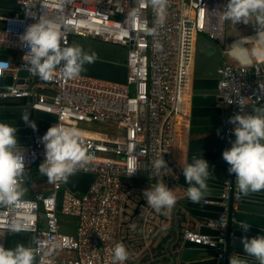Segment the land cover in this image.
<instances>
[{
    "label": "built area",
    "instance_id": "built-area-1",
    "mask_svg": "<svg viewBox=\"0 0 264 264\" xmlns=\"http://www.w3.org/2000/svg\"><path fill=\"white\" fill-rule=\"evenodd\" d=\"M17 1L21 11L0 12V51H6L0 52V77L11 76L10 84L0 85V98H25L27 109L54 113L56 119L49 121L48 128L56 124L78 128L80 142L94 160L76 171L91 173L94 178L83 193L72 191L64 181L49 182L47 192L51 194L35 191L14 205H0V233H12L18 224L21 231L31 234L36 264L41 259L50 264H113L117 243H123L129 253L123 264H133L140 252L150 248L157 233L160 224H154L152 218L162 220L160 212L147 202L141 206L140 249H128L122 236L127 221L124 181L144 176L148 181L138 188V194L146 199L144 190L160 183L167 186L176 179L179 164L173 148L178 120L187 115L195 41L203 34L224 44L227 0H168L163 22L150 0ZM41 20L50 21L62 33L64 47L72 37H79L125 48L126 83L84 75L66 79L61 67L49 81L34 75L20 36ZM7 51L15 55H7ZM217 71L221 105L229 117L245 115L264 97V58L249 63L223 60ZM141 106L145 119L140 115ZM228 120L220 135L221 153L231 146L228 138L233 126ZM95 123L99 125L92 126ZM48 128H30L27 145L19 149L24 153L25 176L31 166L44 160L40 138ZM161 154L168 168L157 173L153 162ZM60 227L73 228L74 234L60 231ZM215 229L217 235L211 236L184 228L182 238L209 246L224 243L225 213L219 215Z\"/></svg>",
    "mask_w": 264,
    "mask_h": 264
},
{
    "label": "water",
    "instance_id": "water-1",
    "mask_svg": "<svg viewBox=\"0 0 264 264\" xmlns=\"http://www.w3.org/2000/svg\"><path fill=\"white\" fill-rule=\"evenodd\" d=\"M21 10L22 5L17 0H0V12ZM75 38L79 37H72L68 46H75ZM196 41L189 90V112L185 116L187 127L186 139L183 142L184 159L183 163L179 164L176 179L167 185L176 196V204L171 210H163L159 214L160 218L167 222L166 227L171 226L172 234L164 237L156 249H152V254L150 252L140 264H228L229 259L236 255L245 260L246 264H258L253 257L244 252L240 238L264 235V190L249 192L247 196H242L235 175L228 172L229 165L222 158L223 141L220 137L225 128V122L218 119L227 114L226 109L218 104L221 102V97L218 91L217 70L222 59V47L203 34L197 35ZM82 49L93 55L94 59L86 65L87 71L80 75L126 83L127 67L124 54L122 58L116 59L101 56L96 51ZM0 52L6 53L4 50ZM19 74L23 75L25 71H20ZM10 83V75L0 77V85ZM260 107H264V97L254 102L245 115L254 114ZM27 113L30 114V119L35 122L39 130L47 129L49 121L56 119L54 113L27 109L25 98H0V122L17 128V141L20 148L27 145L31 128L21 119L22 115ZM140 115L145 119L143 106L140 107ZM234 139L235 136L230 134L229 142L231 143ZM193 157L203 158L209 164L207 193L199 203H192L188 199L189 185L183 175L184 168L192 162ZM39 165H33L28 170L37 171ZM93 178L94 175L91 173L76 171L64 183L72 191L83 193ZM235 193L239 194L238 199L234 198ZM61 195V190L56 193L57 208L60 207ZM134 203L133 213L138 214L141 213V206L146 204V199L141 197ZM221 213H225L226 216L224 243L209 246L183 240L184 228L197 229L200 233L216 236L217 230L213 226ZM240 222L248 223L249 231L242 232L239 227ZM59 223H63L60 218ZM70 224L74 226L73 221ZM60 231L74 234L73 228L66 230L60 227ZM32 243L33 236L28 232L0 233V244L6 249L15 248L17 245L31 247Z\"/></svg>",
    "mask_w": 264,
    "mask_h": 264
},
{
    "label": "clouds",
    "instance_id": "clouds-1",
    "mask_svg": "<svg viewBox=\"0 0 264 264\" xmlns=\"http://www.w3.org/2000/svg\"><path fill=\"white\" fill-rule=\"evenodd\" d=\"M152 8L157 12L161 22L166 14L168 0H150ZM255 16V23L264 30V0H227L223 19L233 24H248ZM149 33L152 29L148 30ZM259 37V33H257ZM20 40L28 49V62L31 72L42 80L53 79V73L61 67L66 79H72L87 71L86 65L94 59L80 46H62V33L51 25L50 21L41 20L32 23L20 36ZM250 40V39H249ZM239 49L238 55L247 59L248 52L240 43L234 44ZM252 56L264 58V44L254 48ZM21 119L37 130L30 114H23ZM228 123L235 139L231 146L222 152V158L229 165V174L235 175L242 196L249 192L264 190V107L257 108L254 114L239 113L229 118ZM81 131L75 127L53 125L40 138L44 147V160L39 165V171L50 183L67 182L78 168L86 167L94 160L88 147L80 142ZM17 128L5 122H0V205H14L20 201L24 192L21 187L25 175L24 153L19 151ZM157 173L167 169L168 165L162 154L153 162ZM134 173V172H133ZM132 173V174H133ZM186 183L189 185L187 196L192 203H199L206 195L209 176V164L203 158L193 157L183 170ZM147 204L157 212L171 210L176 204V196L164 184H157L143 191ZM242 232H247L250 225L240 222ZM13 232L21 231L19 225H14ZM243 250L253 257L258 264H264V235L256 237L242 236L240 238ZM129 253L123 243L115 244L113 248V264H123ZM36 253L30 247L17 245L6 249L0 244V264H35ZM40 264H50L41 259ZM228 264H246V261L236 255L229 259Z\"/></svg>",
    "mask_w": 264,
    "mask_h": 264
},
{
    "label": "crops",
    "instance_id": "crops-1",
    "mask_svg": "<svg viewBox=\"0 0 264 264\" xmlns=\"http://www.w3.org/2000/svg\"><path fill=\"white\" fill-rule=\"evenodd\" d=\"M257 33H259V37H257ZM263 38H264V30H261L260 27L255 23V16L249 19L248 24H244L242 22L233 24L230 20H226L225 40H224V44L221 45L222 47L221 62L223 60H227V61L236 62V63H249L256 59H261V58L252 56L251 52L254 48L263 44V41H262ZM195 42H196L195 43V48H196L197 41ZM236 43H240L242 47L247 50L248 52L247 59L238 55L239 49L237 47H234V44ZM7 55L14 56L15 52L7 51ZM218 104L221 105V102H218ZM186 109H187L186 113H188L189 103L186 104ZM229 118L230 117L227 112L225 116H221L218 119L221 122H225ZM186 119H187L186 117H182L178 120L179 126H178V131H177V139H176V143L173 148V156L178 164L183 163V159H184L183 142H184V139H186V127H187ZM19 149H22V148H19ZM45 179H47V177L41 174L39 170L32 171V172L28 170L26 172V176L24 180L21 182V187L24 192L23 197H31L32 194L37 190L47 192L49 188H45L43 185L39 183ZM147 181L148 180L144 176L139 179H128L124 181V187H125L124 191L125 192L128 191L127 194L125 193L126 196L124 198L125 216L127 218V221L122 226V236L130 251H134V250L137 251L138 249H140V245H141L140 222H141L142 214L133 213V209L135 208L134 201L139 200L141 198L140 194H138V188L141 186L143 187ZM164 216L166 217L167 215H164ZM152 220L154 224L155 223L160 224L158 226L157 233L152 239L150 248L146 249L145 251L140 252L136 260L133 262V264H140V262H142L150 252L152 254V249L153 248L156 249L157 245L160 243V241L164 237H166L169 234L170 235L172 234V232L170 231L171 226L166 227L165 225H167V222L165 224V221H163V219H161L162 220L161 222H159L158 217L155 219L152 218ZM159 227H162V228H159ZM213 227L215 228V226Z\"/></svg>",
    "mask_w": 264,
    "mask_h": 264
},
{
    "label": "rangeland",
    "instance_id": "rangeland-1",
    "mask_svg": "<svg viewBox=\"0 0 264 264\" xmlns=\"http://www.w3.org/2000/svg\"><path fill=\"white\" fill-rule=\"evenodd\" d=\"M74 45H78L80 46L81 48H85L87 49V51H90V50H93V51H96V52H99L100 50H104V51H111L110 49V46H107V45H101V44H98V43H95L91 40H88V39H85V38H76L74 39ZM112 49L117 50L119 52L118 49H120V53L123 55L124 52H125V48H115V47H111ZM99 125V123H95L93 124L92 126H97ZM92 126L88 127V128H93ZM98 129L100 130L101 128L98 127ZM41 185H43L45 188H49L50 186V183L47 179L43 180L42 182H39ZM49 183V184H48ZM49 185V186H48Z\"/></svg>",
    "mask_w": 264,
    "mask_h": 264
},
{
    "label": "trees",
    "instance_id": "trees-1",
    "mask_svg": "<svg viewBox=\"0 0 264 264\" xmlns=\"http://www.w3.org/2000/svg\"><path fill=\"white\" fill-rule=\"evenodd\" d=\"M85 39H88V38H85ZM88 40H91V41H93L95 43H98V44H101V45L110 46L111 51L110 50L109 51L100 50L99 52H97L99 55L105 56V57H108V58H116V59L122 58V54L120 53V51H121L120 49H118L119 50V52H118L117 50L114 51V49L111 48V47H115L117 49V48H122V47H120L118 45H115V44H112V43L99 42V41H97L95 39H88ZM86 51H87V49H86ZM37 191H41V190H37Z\"/></svg>",
    "mask_w": 264,
    "mask_h": 264
},
{
    "label": "bare ground",
    "instance_id": "bare-ground-1",
    "mask_svg": "<svg viewBox=\"0 0 264 264\" xmlns=\"http://www.w3.org/2000/svg\"><path fill=\"white\" fill-rule=\"evenodd\" d=\"M264 39V38H263ZM263 39H262V41H263ZM224 40H225V36H224Z\"/></svg>",
    "mask_w": 264,
    "mask_h": 264
}]
</instances>
